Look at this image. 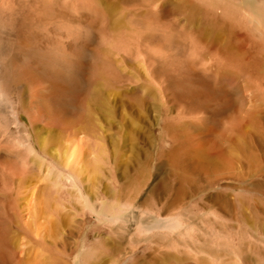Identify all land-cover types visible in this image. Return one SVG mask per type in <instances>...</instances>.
I'll use <instances>...</instances> for the list:
<instances>
[{
  "label": "bare ground",
  "instance_id": "obj_1",
  "mask_svg": "<svg viewBox=\"0 0 264 264\" xmlns=\"http://www.w3.org/2000/svg\"><path fill=\"white\" fill-rule=\"evenodd\" d=\"M119 73L131 76L125 77L131 90L159 93L166 155L177 168L197 157L211 164L213 179L250 164L256 167L243 177L264 175V0H0V264H69L71 195L101 224L132 225L134 243L166 242L160 254L155 250L161 259L171 234L191 232L183 231L188 212L136 211L130 199L97 201L81 189L88 156L83 132L90 128L83 89L92 78L95 96L103 90L99 83ZM253 178L240 183L253 187ZM134 250L127 253L132 264Z\"/></svg>",
  "mask_w": 264,
  "mask_h": 264
},
{
  "label": "rangeland",
  "instance_id": "obj_2",
  "mask_svg": "<svg viewBox=\"0 0 264 264\" xmlns=\"http://www.w3.org/2000/svg\"><path fill=\"white\" fill-rule=\"evenodd\" d=\"M121 74L122 73H119L117 76H112L109 80L111 81L110 83L108 80L99 83V91L101 89L104 91L101 90L100 93L95 94V96L89 93V86H91L90 83L92 82V78H88L91 80L87 81L89 82L88 84L86 83L87 85L85 84L87 87L84 86L83 91L84 94L87 93L86 95H89L87 96L89 102L83 110L85 109L87 112V109H89L87 113L85 111L84 113L86 115V125L89 120L88 125L90 128L87 131L85 128V132H83V135L88 132L83 137L84 139L86 138L84 141L86 142V147L88 146V148H86L88 156L85 158V172L83 171V173H80L82 176L81 186H83L81 189L84 193L87 192L85 194L88 195V197L97 201L130 199L136 211L146 209L148 206L147 208L153 207L155 213H159L160 216L168 214L170 211L178 212L179 215L188 212L184 214V216L181 214L182 218L188 215L186 217L188 219L184 218L182 220L185 221L186 219L184 223L188 226L190 225L189 228L187 227L183 231L191 229V234L186 232L184 233L186 234L184 237L180 234L178 236H176L177 234H175V236L171 234L172 243L177 241L187 242L185 240H188L189 243L192 242V245L195 243L196 245H194V248V246L189 243L184 244V242H181V245L178 242L175 244L170 243L167 245L168 249H166V251V242H161L165 244L162 245V247L165 246L164 248L161 247V249H164L162 252L165 255L171 256L177 253L176 259L172 258V256H169L171 259L166 258L168 256L165 257V255L162 256V254L161 256L163 258L161 259L159 255L161 253L159 249L161 243L158 242L159 240L154 239L156 241L155 243L158 242L157 247L153 245L154 240L152 241L153 243L151 242L152 245L149 243L150 248L152 246L156 248L151 251L148 250L150 248H148V243L146 242L143 243L138 241L136 243L139 245H137L132 242L134 237H138L137 232L134 233L135 236L133 235L132 225V233H130L129 231L131 228L128 229L129 231L121 228V230H119L118 227H112L113 224L111 223L101 224L103 222H99L94 212L84 207L81 211V205L79 206V202L76 203V197L71 195L72 200L74 199V203L72 200L69 201L71 203H67V206L68 204L71 205L68 206L67 209L70 210L71 207V210H67L66 212L67 216L65 217L69 218H66L67 221L65 220L67 222V227L66 225L64 226L66 230L67 228L70 230L65 232L69 233L68 242L72 244V246L69 244V247H71V255L68 259L70 261L69 264H79L80 258L87 250L90 251V254L92 253L88 257L89 261L86 257H82L80 264L82 262L84 264H132V260L127 254L131 247L136 249L132 254L135 264H140L141 261H143V264H154L153 261L160 264L161 260L163 264L167 263L165 262L166 260L168 262L173 260L171 262L172 264H201V262L205 260L207 264H210L212 263V259L215 261L217 260L216 262L213 261L215 264H221V262L222 264H264V194L262 193L263 190L259 191L262 187L264 188V184H259V182L262 181L264 183V175L250 174L243 177L242 175L248 173V169L249 171L252 170L250 172L252 173L253 169L256 167V165L251 166L250 164L251 167L245 165L246 168L243 166L241 171L224 173L226 175H228V173L229 175L232 174L233 177H227L222 173V175H224L222 176L223 178L219 175L218 178L215 179L216 174L218 175V173H215V176L213 175L215 178L213 179L211 176L214 172H207L211 164L201 160L203 163L202 165V163L199 162V158L197 161L200 164H197L198 162H195L197 157L191 159L193 160L192 162L191 160L188 161L189 163L187 162V168L184 169L185 165L177 168V166L173 165L170 160L167 159L166 155L169 142L162 131L161 124L164 110L159 93L150 90L151 93L154 91V94H149V89L146 91L145 89L133 91L126 85V81L130 80L131 76H128V74L124 76L125 74L123 73L122 76L124 77H122ZM125 77H127L128 80ZM113 80H116L117 83ZM113 84L117 85V87ZM109 86L112 89L111 91L108 90L110 93L107 92ZM140 91L142 92L140 93ZM136 92L138 94H136ZM131 93L136 95L134 96L135 98ZM98 94L99 97L97 96ZM128 94L131 95V97ZM24 95V98L27 97L26 93H24ZM162 135L164 137H162ZM224 148L228 150L227 146H224ZM226 154V156L229 157V154ZM190 164L193 168L195 166L200 167L198 169L195 167L197 170H192ZM189 167L190 169H188ZM244 169H247V171L244 172ZM250 178H253V180L256 178L259 179V181L256 179L257 183L255 181L253 183L257 189L254 185L251 187L252 182L251 185L248 184L249 186L245 185L246 183H250ZM240 182L245 184L243 185ZM61 192L62 193L59 191L57 194L59 197L66 194L63 190ZM70 193L75 194L71 190ZM95 197H97V199ZM142 218H144L142 220H145L147 216H143ZM194 226L195 230L193 228ZM110 227H112L111 229L115 227L119 231L117 229L111 230ZM21 231L23 232V230H18L16 228L11 230V232ZM60 232L59 238L64 234V232ZM187 233L188 236L190 235L189 237ZM173 237H175V239ZM178 237H182L181 241H179ZM21 242H25V237ZM171 244L173 247L179 244L178 247L181 249L179 250L177 247L176 249L178 250L173 254L174 252H170L174 251L169 247ZM182 244H184L183 247H181ZM21 246L25 247L26 243H21ZM204 246L208 250L210 249L209 251H211V253H209L210 255L213 254L212 257L208 256L207 258V249ZM184 247L186 250H184ZM190 247L191 249L188 251ZM198 248L203 250H201V253L204 251L206 253L204 252L201 254ZM157 249L158 251L160 250L159 254L155 252ZM79 251H82L83 254L82 252L79 253ZM142 251H144V254H147H145L144 257L145 261L139 258ZM177 251H180V253ZM148 253H155L157 257ZM195 253L199 255L197 256L198 262L196 261ZM180 254L182 255L180 256ZM149 256L153 257L151 259L152 261H149V258H147ZM179 257L182 261L178 259ZM83 258H86V260ZM202 264L206 263L204 262Z\"/></svg>",
  "mask_w": 264,
  "mask_h": 264
}]
</instances>
